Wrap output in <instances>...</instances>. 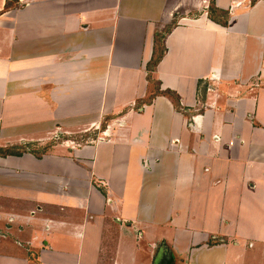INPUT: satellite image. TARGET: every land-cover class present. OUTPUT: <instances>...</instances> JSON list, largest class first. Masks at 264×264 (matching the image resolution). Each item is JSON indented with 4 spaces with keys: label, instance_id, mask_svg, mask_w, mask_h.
<instances>
[{
    "label": "crops",
    "instance_id": "crops-1",
    "mask_svg": "<svg viewBox=\"0 0 264 264\" xmlns=\"http://www.w3.org/2000/svg\"><path fill=\"white\" fill-rule=\"evenodd\" d=\"M15 1L0 264H264V0Z\"/></svg>",
    "mask_w": 264,
    "mask_h": 264
},
{
    "label": "trees",
    "instance_id": "trees-1",
    "mask_svg": "<svg viewBox=\"0 0 264 264\" xmlns=\"http://www.w3.org/2000/svg\"><path fill=\"white\" fill-rule=\"evenodd\" d=\"M17 6H18L17 1L7 0L6 7L1 14L11 10L12 8H16ZM209 13H210V18L214 22L221 24L223 26H227L228 19H229V14L227 12H223V11L217 9L215 7V5H212L209 7ZM170 31H171V28L167 29V31H165L164 33H156L155 34V47H157V49H155V53L153 55V58L147 67V69L149 71L148 81H149V83H151L154 86V91L149 96V98L147 100L142 102V105L150 104L159 95H165V96H169L173 100V102L175 103L176 108L181 110L180 109V100H179V97L177 96V94L174 92H171L169 90L162 91L160 82L153 79V77L151 75L152 72L154 71V69L158 66L159 62L161 61V59L164 55L165 48L163 45V40L165 38V35ZM113 118H115V117H108L105 119V121L102 124L101 131H105V129L108 126V122L110 120H112Z\"/></svg>",
    "mask_w": 264,
    "mask_h": 264
},
{
    "label": "rangeland",
    "instance_id": "rangeland-1",
    "mask_svg": "<svg viewBox=\"0 0 264 264\" xmlns=\"http://www.w3.org/2000/svg\"><path fill=\"white\" fill-rule=\"evenodd\" d=\"M81 143H82V145H83V144H86V140L81 141Z\"/></svg>",
    "mask_w": 264,
    "mask_h": 264
}]
</instances>
